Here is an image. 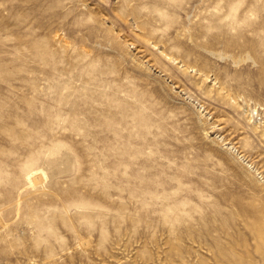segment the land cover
I'll return each mask as SVG.
<instances>
[{
  "label": "rangeland",
  "instance_id": "374dc122",
  "mask_svg": "<svg viewBox=\"0 0 264 264\" xmlns=\"http://www.w3.org/2000/svg\"><path fill=\"white\" fill-rule=\"evenodd\" d=\"M0 264H264V0H0Z\"/></svg>",
  "mask_w": 264,
  "mask_h": 264
},
{
  "label": "bare ground",
  "instance_id": "6f19581e",
  "mask_svg": "<svg viewBox=\"0 0 264 264\" xmlns=\"http://www.w3.org/2000/svg\"><path fill=\"white\" fill-rule=\"evenodd\" d=\"M32 175H33V174H30V175L28 176V179H29L30 182L33 181Z\"/></svg>",
  "mask_w": 264,
  "mask_h": 264
}]
</instances>
